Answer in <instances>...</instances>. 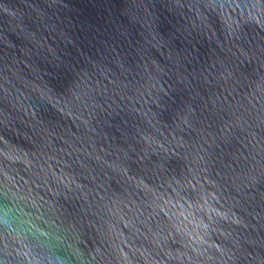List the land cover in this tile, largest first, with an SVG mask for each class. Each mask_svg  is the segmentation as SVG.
Segmentation results:
<instances>
[{"label": "water", "instance_id": "water-1", "mask_svg": "<svg viewBox=\"0 0 264 264\" xmlns=\"http://www.w3.org/2000/svg\"><path fill=\"white\" fill-rule=\"evenodd\" d=\"M0 264H264V0H0Z\"/></svg>", "mask_w": 264, "mask_h": 264}]
</instances>
